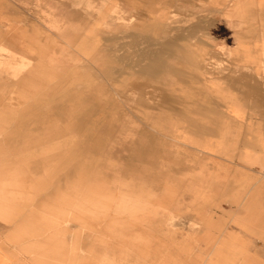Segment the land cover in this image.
Returning <instances> with one entry per match:
<instances>
[{
	"label": "rangeland",
	"instance_id": "374dc122",
	"mask_svg": "<svg viewBox=\"0 0 264 264\" xmlns=\"http://www.w3.org/2000/svg\"><path fill=\"white\" fill-rule=\"evenodd\" d=\"M236 1L0 0V232L19 264H264V89L246 90L264 85V0ZM62 31L96 51L55 43L24 86Z\"/></svg>",
	"mask_w": 264,
	"mask_h": 264
},
{
	"label": "crops",
	"instance_id": "0c3cea01",
	"mask_svg": "<svg viewBox=\"0 0 264 264\" xmlns=\"http://www.w3.org/2000/svg\"><path fill=\"white\" fill-rule=\"evenodd\" d=\"M263 6L264 9V2L263 3H258V7ZM241 9H238L236 12L239 13ZM58 31H60V29H58ZM52 42H50V46L48 44V49L46 51V53H44V56L35 60L34 63H31L29 66V69L26 71V74H22V77H20L19 81L20 82H24V86L27 85L28 81H30L31 79H33L36 76H39L42 73H45L46 68H47V62L50 61V53L52 52V48L53 45L55 43H60V44H64L65 46L70 47L71 49L75 50V52H77L82 58H86V57H90L91 53L93 51H96V47L92 44L91 40H89V37L85 34H81L78 33L76 34L75 38L72 37H68V34H66L64 31H62L61 33H52ZM74 39V40H73ZM89 41L91 42V45H89ZM73 42V43H71ZM241 51L246 53L247 55L250 56V58H252V54L249 53V47L242 42L241 44ZM163 61V60H162ZM88 64H91V61L88 60ZM161 68V67H160ZM261 67H258V69H254L253 71L259 74H264V68L260 69ZM34 70V71H33ZM35 72V73H34ZM243 82V81H242ZM243 83H247L243 82ZM257 86L256 87H250L247 83L246 86V90L248 91L249 88L250 90H263L264 89V85L261 82H256ZM257 95H259L258 92H256ZM219 94H222V92L220 91ZM249 93L245 96H248ZM171 102V101H168ZM237 102H227L226 105L229 106L230 110L229 112L231 113V117L233 118H237L236 116L240 115L241 113L236 111V109H233V107L238 106ZM260 105H262V103H259ZM263 106H264V102H263ZM183 116L184 115V110L182 111ZM238 120V119H237ZM264 121V119H263ZM173 131L176 133V136L178 137L177 142L186 145V146H194V144H196V142L194 141V139L192 138V136L188 133H186V128L181 125V124H176L175 126H173ZM204 148H208L207 145L203 146ZM240 155H239V162L235 163L237 164L240 168L242 169H252V170H257L258 166H249V160H250V155L249 152L244 148H241L240 150ZM246 162V163H245ZM8 175V174H7ZM9 176V175H8ZM14 175H10L9 177L12 178ZM14 184H17L16 182H13ZM5 207H7L6 209H12L11 206H3L0 205V213L2 214L3 212H5ZM40 223V222H39ZM24 224V223H23ZM40 225V224H39ZM25 227V226H24ZM4 237L5 235L0 232V264H19V262L12 257L11 255V251L9 250V247L7 246L6 242L4 241ZM34 246L35 248L38 247H42L43 244L42 242L38 243L36 242H29L26 244L25 247L27 248H34L32 247Z\"/></svg>",
	"mask_w": 264,
	"mask_h": 264
},
{
	"label": "bare ground",
	"instance_id": "6f19581e",
	"mask_svg": "<svg viewBox=\"0 0 264 264\" xmlns=\"http://www.w3.org/2000/svg\"><path fill=\"white\" fill-rule=\"evenodd\" d=\"M240 1H241V0H237V1H236L235 6H234V10H235V11H237V10L239 9V4H238V3H240ZM85 9H86V8H85ZM51 22H52V23H55V24H54L55 26L60 27V26H59V20L56 19V20H52ZM49 25H50V24H49ZM51 25H52V24H51ZM90 27H91V26H90ZM94 31H95V30H94ZM64 32H65V31H64ZM41 51H43V49L40 50V54H41ZM29 58H30V57H29ZM26 61H27V60H26ZM24 63H25V61H24ZM22 65H23V63H22ZM22 65H21V66H22ZM20 68H21V67H20ZM20 68H19V69H20ZM21 71H22V70H21ZM33 71H34V70H33ZM18 72H19V71H18ZM34 73H35V72H34Z\"/></svg>",
	"mask_w": 264,
	"mask_h": 264
}]
</instances>
